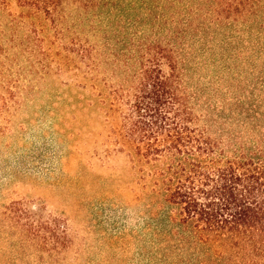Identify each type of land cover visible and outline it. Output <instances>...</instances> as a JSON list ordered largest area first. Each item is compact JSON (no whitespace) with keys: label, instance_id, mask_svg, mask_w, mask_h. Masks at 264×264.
Masks as SVG:
<instances>
[{"label":"trees","instance_id":"obj_1","mask_svg":"<svg viewBox=\"0 0 264 264\" xmlns=\"http://www.w3.org/2000/svg\"><path fill=\"white\" fill-rule=\"evenodd\" d=\"M184 1L0 0V118L21 95L14 85L23 70L10 86L2 79L7 64L27 58L38 75L70 73L98 96L103 48L111 49L115 63L125 55L123 73L138 64L129 71L132 84L99 95L104 120L118 121L109 135L115 147L95 155H125L144 189L150 206L141 264H264V0H189L197 10ZM12 4L19 12L10 11ZM68 4L78 14L73 24ZM94 20L107 21L109 31ZM80 24L105 35L103 48ZM145 24L153 37L132 34ZM188 35L202 49L223 35L226 58L235 60L229 107L207 113L219 130L198 126L194 95L184 88ZM0 218L54 263L72 244L67 222L46 217L44 206L13 202Z\"/></svg>","mask_w":264,"mask_h":264},{"label":"rangeland","instance_id":"obj_2","mask_svg":"<svg viewBox=\"0 0 264 264\" xmlns=\"http://www.w3.org/2000/svg\"><path fill=\"white\" fill-rule=\"evenodd\" d=\"M184 2L191 5L187 8L197 10L198 4ZM9 9L18 11L14 4ZM66 12L69 24L79 20L73 5H66ZM197 14L192 13L190 20L195 18L196 23ZM80 25L87 28L92 43L103 48L107 42L104 34L109 31L107 21L94 20L95 27L102 25L104 34L93 31V25ZM131 32L144 39L154 36L146 24L135 25ZM222 36L209 40L204 49L189 35L183 43L190 54L182 76L184 88H190L194 95L198 126H208L207 130L220 129L207 121L209 108L213 112L214 108L229 107L234 96L229 69L235 67V60L226 58L230 55ZM110 50H102L98 96L89 89L82 90L77 84L79 78L70 73L36 74L27 58L4 66L2 79L11 82L10 86L18 79V72H23L20 84L14 85L18 96L21 94L17 103L0 118V211L17 201L33 208L44 206L46 217L67 222L72 244L60 262L54 263L48 254L41 255L28 241L21 240L0 218V264H141L143 219L148 215L145 207L150 206L143 198L144 189L125 155L114 154L107 159L95 155V150L102 154L115 147L109 135L118 122L104 120L106 110L101 108L99 95L107 96L110 88L132 84L130 72L136 65L138 68L132 63L128 73H123L125 55L115 63Z\"/></svg>","mask_w":264,"mask_h":264}]
</instances>
